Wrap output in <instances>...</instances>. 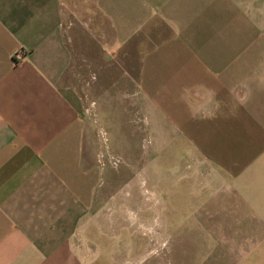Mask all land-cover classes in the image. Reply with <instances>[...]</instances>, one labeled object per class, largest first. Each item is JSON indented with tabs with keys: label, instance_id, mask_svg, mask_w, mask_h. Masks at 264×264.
Segmentation results:
<instances>
[{
	"label": "crops",
	"instance_id": "1",
	"mask_svg": "<svg viewBox=\"0 0 264 264\" xmlns=\"http://www.w3.org/2000/svg\"><path fill=\"white\" fill-rule=\"evenodd\" d=\"M131 50L132 92L98 71ZM135 93L201 151L139 189L175 215L154 264H264V0H0V264H129L99 244L114 200L82 99Z\"/></svg>",
	"mask_w": 264,
	"mask_h": 264
},
{
	"label": "rangeland",
	"instance_id": "2",
	"mask_svg": "<svg viewBox=\"0 0 264 264\" xmlns=\"http://www.w3.org/2000/svg\"><path fill=\"white\" fill-rule=\"evenodd\" d=\"M129 53L132 54L131 57L128 58L126 52L122 59L123 52L118 51L115 54V65H99L98 71L109 68L117 73L126 69L131 75L129 88L132 92L137 84L133 79L136 78L138 59L135 52L131 50ZM85 68L87 73L84 75L94 81L95 69L91 68L92 71ZM113 84L115 90L125 86L122 82ZM82 100L89 108L94 101V112L90 111L91 114H85V117L94 121L97 129L99 165L104 171V178L113 192L114 200V223L98 227V234L108 237L105 241L100 240L99 244L108 245L114 252H120L124 259L129 260V264H154L155 256L151 253L157 230L155 227L160 226L163 236H171L175 231L170 227V222H173L175 215L162 197L161 203L156 204L151 199L150 207H146L140 190L145 192L147 198L152 197L154 191L160 192L161 188L157 183L160 179L157 180L155 176L162 170L174 169L172 165L179 174L185 173L184 170L191 167L189 155L200 156L201 151L198 147L183 144L185 140L176 128H156L153 114L147 107L142 108L138 93L129 99L128 107L122 104L124 99L120 97L106 98L98 94L93 95L92 99ZM176 158L181 160L174 161ZM164 180L170 181L167 177ZM176 180L173 179L174 182ZM117 217L124 219H115ZM183 228L181 226L175 229L181 232Z\"/></svg>",
	"mask_w": 264,
	"mask_h": 264
}]
</instances>
